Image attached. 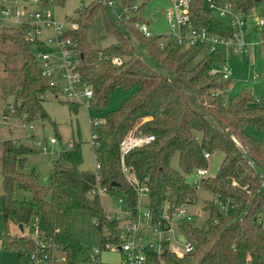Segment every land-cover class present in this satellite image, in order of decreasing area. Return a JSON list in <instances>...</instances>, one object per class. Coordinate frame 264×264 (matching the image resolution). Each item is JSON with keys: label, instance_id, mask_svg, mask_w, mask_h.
Here are the masks:
<instances>
[{"label": "trees", "instance_id": "trees-1", "mask_svg": "<svg viewBox=\"0 0 264 264\" xmlns=\"http://www.w3.org/2000/svg\"><path fill=\"white\" fill-rule=\"evenodd\" d=\"M113 1L114 5L108 6L119 11L125 27L146 44L169 75L135 56L130 37L108 17L106 30L117 38L118 44L103 50L92 48L87 31L102 2L96 0L85 7L81 15L84 20L75 19L78 29L65 35L74 43L77 71L94 89L91 107H105L117 89L130 92V97L120 108L109 111L97 128V138L92 142L97 165L94 172L81 170V145L73 143L72 148L59 154L48 185H43L35 169L26 171L27 157L33 150L39 152L34 144L13 139L0 141L3 247L17 254L19 264H31L37 246L36 237L30 235L33 232L63 255L64 264H76L86 250L72 232L74 211L87 212L95 219L102 233V249L106 243L120 242L119 221L110 219L103 208L101 194L95 192L98 185L106 193L118 195L132 219H136L140 200L136 183L129 179L132 175L140 185L148 187V207L154 215H159L166 204L171 212L188 198L196 201L198 188L187 182L184 173L208 168L205 154L222 151L225 156L217 175L201 179L200 189L211 192L229 208L205 200V227H194L190 222L179 224L193 240L194 251L178 256L164 244L160 254L154 252L150 258L163 264H264V189L260 188L258 172L262 170L264 180V143L246 130L250 125L264 132V98L256 100L246 89L227 97L232 78L226 80L220 72L211 73L225 63L221 47L210 52L205 44L186 46L171 39L161 47L160 41L166 37H146L138 30L141 8H132L135 0ZM230 1L238 13L245 15L255 4L264 7V0ZM64 2L54 0L56 4ZM93 6L98 7L95 10ZM131 11L134 16L127 18L126 13ZM215 13L208 8V0H190L189 16L195 27L231 36L234 28ZM261 34L264 38V25ZM39 44L27 39L25 27H0V54L6 55L4 67L11 77L22 80L12 104L14 115L29 122L51 120L43 106L45 94L59 93L44 78L36 56ZM115 58L120 63H115ZM62 101L70 111H78L75 102ZM131 131L152 134L155 140L126 155L125 167L130 172L127 175L123 172L120 143ZM174 156H178L179 170L171 165ZM18 190L29 193L30 198H17ZM86 260L103 264L98 262L99 256L87 255Z\"/></svg>", "mask_w": 264, "mask_h": 264}, {"label": "rangeland", "instance_id": "rangeland-1", "mask_svg": "<svg viewBox=\"0 0 264 264\" xmlns=\"http://www.w3.org/2000/svg\"><path fill=\"white\" fill-rule=\"evenodd\" d=\"M96 0H65L64 4H50L48 6L33 5V11L40 10L42 12L50 11L54 13L58 21H65L66 18L72 17L79 20L84 18L81 16L84 10ZM102 2L96 10L93 21L87 31V39L92 48L103 50L112 45L118 44V40L114 35H110L105 26V19L113 20L116 27L123 33L130 37V47L135 56L140 57L152 69L160 71L164 75H169V71L163 69L157 59L150 53L144 42L139 41L131 30H128L123 21V16L119 15L117 9L112 10L107 4L106 0H98ZM224 3L227 0H222ZM119 2V0H116ZM174 3L171 0H135L132 8H141L140 17L141 23L147 24L149 31L157 36L169 37L171 33L170 25L167 21L165 12L174 8ZM86 7V8H85ZM92 7V8H93ZM85 8V9H84ZM184 11V8H179ZM114 11V13H113ZM159 14L158 16H156ZM264 7L261 4H255L253 8L245 15L239 13V16L245 18L246 34L244 36V43L247 46V52L238 49L235 44H223L221 50L225 64L232 72L231 86L228 89L227 97L235 95L240 91L246 89L252 93L256 100L264 98V38L261 34L260 23L263 20ZM217 16V13H215ZM134 16V12L126 13V17ZM223 23L227 20L221 19ZM140 24V23H139ZM43 39L47 43L46 46L40 47L46 53H58L56 43H51L50 40H55V32L52 27L43 26ZM122 44V43H121ZM127 49L126 45H124ZM17 56H14V58ZM6 55L0 54V141L7 139H22L26 144H33L32 135L36 140L45 141L49 149L45 152H37L33 150V154L27 157L26 171L33 169L40 175V182L43 185H48L50 175L53 171L54 164L59 157V153L67 150L70 143H80L83 163L81 169L83 171H96V162L92 150L93 130L90 121L99 120L104 121L107 113L116 110L122 106L127 98L130 97V92L117 89L110 97L107 105L95 109L93 107L87 108L85 105H80L78 111H70L68 105L63 102L56 94H45L46 101L43 106L46 112L51 117V120L39 119L33 122L25 121L17 115H10L7 117L5 112L8 106L14 103L15 95L20 90L22 80L10 76L9 71L4 67V59ZM17 61V60H16ZM255 70L260 78L255 84L249 81V74ZM58 96V97H56ZM64 100V99H63ZM78 105V103H75ZM34 127V131L31 130ZM246 130L257 140L261 141L264 137V132L257 131L250 125L246 126ZM57 139V143L49 146V140ZM32 146V145H31ZM36 152V153H34ZM224 153L216 151L211 154L208 160V175L215 177L224 160ZM64 164H68L63 161ZM171 165L175 169H180L178 156H174L171 160ZM260 174L262 170L258 169ZM187 182L191 185L195 181L200 180L197 170L191 173H184ZM2 183V176L0 174V185ZM17 198L29 199L30 194L27 192L17 191ZM214 195L204 189L197 191L196 201L188 206V215L191 217V224L194 227L203 228L206 226L207 212L203 209L205 200H214ZM101 203L107 214L112 218L120 217L118 226L120 229L124 226V220L128 218V212L125 203L118 195L103 192L101 194ZM149 206V199L143 197L140 200L139 214L136 219L132 221L138 223L139 230L137 237L143 240L144 244H148L155 240L153 230L148 227L147 221L144 218V213ZM169 207L165 205V210ZM2 211V197L0 191V264H19L17 254L14 251L7 250L2 245L3 222L1 218ZM137 220V221H136ZM95 219L87 212L74 211L72 215V232L82 241L86 254L82 255L76 264H93L87 261V255L90 258H95L96 251L102 250L99 259L103 264H121L123 254L119 249L104 250L102 249V233L96 227ZM16 232L15 228H11ZM183 232L178 222L173 225L172 232L162 233L161 239H169L173 245H178V237ZM30 235H34L33 232ZM55 264H64L63 255L55 251Z\"/></svg>", "mask_w": 264, "mask_h": 264}, {"label": "built area", "instance_id": "built-area-1", "mask_svg": "<svg viewBox=\"0 0 264 264\" xmlns=\"http://www.w3.org/2000/svg\"><path fill=\"white\" fill-rule=\"evenodd\" d=\"M109 6L114 5L113 0H106ZM173 1L174 8L165 12L167 21L171 28L169 37L160 41V46L164 47L165 42L168 39L175 42L191 46L197 43L205 44L208 47V51H216L217 48L223 44H235L238 49L247 52V46L244 43V36L246 34L245 18L239 16L238 11L235 8V4L227 0L224 3L216 4L208 0V8L213 10L219 15V18L227 20V25L234 28V33L231 36H220L211 33L206 27H195L190 21L189 5L190 0H171ZM54 0L44 2L43 0H0V27H25L26 37L31 41H37L40 44L36 48L37 59L43 68L44 78L47 79L49 85L55 89H59L58 96L64 100H69L80 105H85L87 108L91 107V101L94 96V89L88 80H85L80 72L77 71L78 57L76 50L74 49V43L71 38L65 34L70 30H76L79 27V23L72 17L66 18L65 21H58L54 13L50 11L42 12L40 10L33 11L31 6H48L53 4ZM179 8H184V11H180ZM264 25V19L260 23V28ZM43 26L52 27L55 32V40H50L51 43H56L59 52L49 54L41 50L40 47L46 46L47 43L43 39V32L41 28ZM138 30L146 37H151L153 34L149 31L147 24L138 23ZM115 63H120L119 58L114 59ZM220 72L222 77L226 80L232 78V72L230 68L224 63L219 69L213 70L211 73ZM260 78V75L252 70L249 74V81L251 84H255ZM14 106L8 107L7 117L14 115ZM93 130V140L97 138V128L103 124L102 121L92 120L90 121ZM34 131V127H31ZM155 140L153 135L143 136L137 134L135 131L129 132L126 137L120 143V155L123 166V172L129 174L128 168L125 167V157L133 149L148 145ZM237 144L239 142L234 139ZM32 141L35 148L39 152H45L49 149L45 141L36 140L35 136H32ZM264 143V137L262 139ZM57 143L56 138L49 140V146ZM73 147V143L69 145V148ZM211 154L206 153L205 158L209 160ZM250 165H254L253 162L248 160ZM197 174L201 179L208 177V169L200 168L196 169ZM132 182L136 183L139 194V200L143 197H149V190L146 185H140L134 176L129 178ZM200 180L195 181L193 184L200 189ZM260 188L264 189L263 175L260 174ZM97 193L105 192V189L100 185L97 187ZM214 201L219 204L223 209L229 208L227 203H223L216 198ZM195 201H191L188 198L187 201L174 208L173 211H169L168 207L165 210V206L159 215H154L151 209L148 207L144 213V218L147 221L148 227L153 230L155 240L144 244L143 240L137 237L139 230L138 223L132 221V216L128 213V219L121 229L118 244L106 243L104 250L119 249L123 258L121 264H163L155 259L150 258L151 254L157 252L160 254L162 245L168 244L169 249L177 254L183 256L184 254L191 253L195 249V245L191 237H187L184 233L181 235L184 237V241H181L178 237V245H173L169 239H161L162 233L172 232L175 222L179 224L181 222H191V217L188 215V206ZM111 219V217H109ZM116 220H121L120 217H116ZM36 237L37 246L32 253L31 264H55V249H52L51 245L38 238V234L34 233ZM96 256H100L102 250L95 252ZM97 264V263H96Z\"/></svg>", "mask_w": 264, "mask_h": 264}, {"label": "crops", "instance_id": "crops-1", "mask_svg": "<svg viewBox=\"0 0 264 264\" xmlns=\"http://www.w3.org/2000/svg\"><path fill=\"white\" fill-rule=\"evenodd\" d=\"M56 97H58V96H56ZM60 98H61V97H60ZM61 99H62V98H61ZM62 100H63V99H62ZM11 105H12V104H11ZM78 105L80 106V104H78ZM9 106H10V105H9ZM9 106H8V107H9ZM7 111H8V110H7ZM5 115L7 116L8 114L5 112ZM9 116H10V115H9ZM9 116H8V117H9ZM32 136H34V135H32ZM13 140H14V139H13ZM15 141H17L18 143H26V142H24L22 139H15ZM73 143H74V142H73ZM70 144H71V143H70ZM70 144H69V145H70ZM54 145H55V144H54ZM52 146H53V145H52ZM68 148H69V147H68ZM60 153H61V152H60ZM60 153H59V154H60ZM94 157H95V156H94ZM210 158H211V157H210ZM210 158H209V159H210ZM95 162H96V161H95ZM81 170H82V169H81ZM136 221H137V220H136ZM2 233H3V232H2ZM179 237H180V239H181V235H180ZM1 239H2V238H1ZM120 252H121V251H120ZM121 253H122V252H121Z\"/></svg>", "mask_w": 264, "mask_h": 264}, {"label": "bare ground", "instance_id": "bare-ground-1", "mask_svg": "<svg viewBox=\"0 0 264 264\" xmlns=\"http://www.w3.org/2000/svg\"><path fill=\"white\" fill-rule=\"evenodd\" d=\"M148 135H152V134H148ZM143 136H147V135H143ZM154 136V135H153ZM155 137V136H154ZM96 169H97V165H96ZM99 186V185H98ZM100 194V193H99ZM102 194V193H101ZM112 219H115V218H112ZM116 220V219H115ZM128 219H126V220H124V223H126V221H127ZM117 221H119V220H117ZM121 221H123L122 219H121ZM98 262H101V260L99 259L98 260Z\"/></svg>", "mask_w": 264, "mask_h": 264}, {"label": "water", "instance_id": "water-1", "mask_svg": "<svg viewBox=\"0 0 264 264\" xmlns=\"http://www.w3.org/2000/svg\"><path fill=\"white\" fill-rule=\"evenodd\" d=\"M158 15L159 14H157L156 16H158ZM19 228H20L21 231L23 230V226L22 225H20ZM181 241H184V237L183 236H181Z\"/></svg>", "mask_w": 264, "mask_h": 264}]
</instances>
